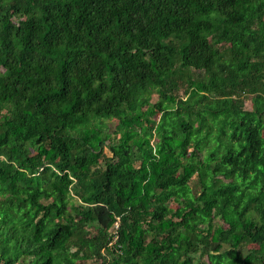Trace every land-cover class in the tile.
<instances>
[{
  "label": "trees",
  "instance_id": "16d2710c",
  "mask_svg": "<svg viewBox=\"0 0 264 264\" xmlns=\"http://www.w3.org/2000/svg\"><path fill=\"white\" fill-rule=\"evenodd\" d=\"M204 259L264 264V0H0V264Z\"/></svg>",
  "mask_w": 264,
  "mask_h": 264
},
{
  "label": "rangeland",
  "instance_id": "374dc122",
  "mask_svg": "<svg viewBox=\"0 0 264 264\" xmlns=\"http://www.w3.org/2000/svg\"><path fill=\"white\" fill-rule=\"evenodd\" d=\"M246 108L247 109H252V105H251L250 102H247ZM116 125H117L116 121L111 123L112 130H115V126ZM192 185L194 186V183H192ZM172 206L175 207V205H172ZM205 262H207L206 259L203 260V264H205ZM85 264H100V263L99 262H95L94 260H89L88 262L86 261ZM200 264H202V263H200Z\"/></svg>",
  "mask_w": 264,
  "mask_h": 264
}]
</instances>
